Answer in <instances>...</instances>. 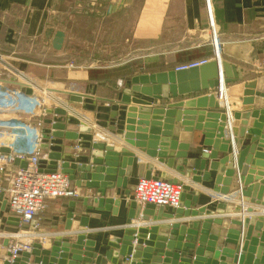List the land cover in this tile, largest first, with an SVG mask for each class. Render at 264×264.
<instances>
[{
	"label": "crops",
	"instance_id": "crops-1",
	"mask_svg": "<svg viewBox=\"0 0 264 264\" xmlns=\"http://www.w3.org/2000/svg\"><path fill=\"white\" fill-rule=\"evenodd\" d=\"M67 1L0 0V51L11 53L13 59L32 76L46 78L56 96L68 108L75 110L73 114L63 107L46 111L43 128L46 135L40 159L44 160L42 165L46 169L52 170L51 157L82 161L86 160L94 143L112 144L93 136L89 123H86L90 121L98 126L100 134L110 133L116 139L112 144L114 150L119 151L125 146L130 153H135L127 181L134 187L139 179L136 174L139 163L152 159L122 141L123 125L119 117H115L121 89L134 76L174 70L175 66L186 61L212 56L210 21L221 41L220 58L242 72L243 77L238 82H248L264 75V0H99L101 6H95L94 11L77 8V0H72L70 12L66 7ZM64 23L66 26H62ZM49 29L53 31L46 36ZM56 30L65 34L59 51L54 50L50 43ZM70 57L76 60V67L67 66ZM119 58H125L126 64L120 67L106 65L111 59ZM230 87L231 84H228L224 88L228 92ZM211 92L207 90L198 95ZM222 102L218 98L215 103L222 105ZM122 113L119 110L120 116ZM51 122L64 123L65 127L57 130ZM77 124L83 126L82 130ZM55 131H61V136H54ZM75 132L81 142L78 152L73 150L77 138L66 136ZM49 134L51 139L47 137ZM223 137L230 139L227 126ZM190 139L188 156L197 157L203 149L201 135L193 131ZM14 144L18 149L31 147L27 138H21ZM236 154L237 151L235 159ZM61 163L62 160H58L55 170L60 168ZM154 164L151 174L166 173L172 181H183L192 189L199 190L197 203L190 201V209L201 206L215 209V204L223 201L224 197H237L239 193L220 195L214 192L211 187L216 173L213 171H208L209 180L195 183L190 172L182 175L174 167L168 168L159 162ZM77 191L80 194L76 197H58L47 202L39 223L40 231L50 238L44 244L48 247L53 240L82 233L86 239L95 242L94 253L101 256V263L109 262L104 258V253L111 247L109 238L120 237L127 225L136 228L205 217L176 218L173 209L164 207L162 213L173 215L172 219L162 217L155 222L151 218L148 221L132 219L128 224L129 208L120 189L106 194L120 198L118 209L115 207L116 213L94 207L85 209L80 201L94 192L90 188H77ZM130 191L132 195L133 191ZM5 205L4 199L0 206V225L12 228L14 225L8 220ZM243 205L254 210L260 207L249 202ZM252 214H258L260 220L264 219V207ZM225 215L229 214L224 212L222 217ZM83 216H87L88 226L79 224ZM230 216L235 217V213ZM121 263L119 259L116 264Z\"/></svg>",
	"mask_w": 264,
	"mask_h": 264
},
{
	"label": "water",
	"instance_id": "water-1",
	"mask_svg": "<svg viewBox=\"0 0 264 264\" xmlns=\"http://www.w3.org/2000/svg\"><path fill=\"white\" fill-rule=\"evenodd\" d=\"M52 31L49 29L46 36ZM64 36L62 30L54 31L50 42L54 50L62 48ZM242 77L239 68L217 57L185 70L137 75L123 85L116 102L123 113L121 116L119 110L115 113L123 125L122 141L152 159L139 163L138 177L161 176L171 180L166 173L151 174L154 163L159 162L168 168L174 167L182 175L192 173L191 180L195 183L209 180L208 171H213L216 173L211 187L214 192L239 193L237 197H224L215 204V209L203 206L190 209V201L197 203L199 190L184 184L179 207L173 209V215L205 217L136 228L127 225L120 237L109 238L111 247L104 253L107 261L113 264L119 259L121 264H264V219L252 214L264 207V75L238 82ZM228 84H231L227 92L229 117L225 105L215 103ZM207 90L212 92L198 95ZM53 123L57 130L65 127L64 123ZM226 126L230 139L223 137ZM193 131L200 133L203 145L197 157L188 156ZM61 134L55 131L54 136ZM66 136L77 138L76 132ZM134 158L135 153H130L125 146L116 151L106 142L94 143L86 160L71 162L51 157V169L55 170L58 160H62L61 169L69 176L71 188L93 190V195L80 201L82 207L116 213L120 198L106 194L120 189L126 198L130 196L133 185L127 181ZM3 201L4 194L0 192V206ZM125 202L129 208L128 224L132 219L148 221L151 218L155 222L162 217H174L163 214V207L151 204L141 207L127 199ZM244 202L260 207L254 210L245 207ZM224 212L229 215L222 217ZM232 213L235 217L230 216ZM8 220L13 225L17 222L13 217ZM86 221L87 216H83L79 224L88 226ZM50 243L47 247L34 242L31 252L22 253L14 264H27L28 256L31 264H101V256L94 253L95 242L82 233Z\"/></svg>",
	"mask_w": 264,
	"mask_h": 264
},
{
	"label": "built area",
	"instance_id": "built-area-1",
	"mask_svg": "<svg viewBox=\"0 0 264 264\" xmlns=\"http://www.w3.org/2000/svg\"><path fill=\"white\" fill-rule=\"evenodd\" d=\"M75 6L94 11V7L101 4L98 0H77ZM209 29L212 56L186 61L175 66L174 70L198 67L220 58L221 41L211 21ZM126 61L125 58L111 59L106 65L120 67L126 64ZM66 64L68 67L77 66L73 57H70ZM56 95L46 78L32 76L13 59L11 53L0 51V192L6 199L5 209L8 216L16 218L17 221L12 228L0 225V264H14L22 253L31 252L34 242L46 244L50 239L39 227L48 201L58 197L73 198L80 194L75 186L71 188L69 176L62 172L61 166L56 170L46 169L40 160L42 142L46 135L43 128L47 109L63 107L70 114L75 111L68 108ZM219 99H222V105H225L229 117L226 95L221 94ZM86 123H89L88 127L96 139L101 138L114 144L116 139L114 140L110 133L100 134L94 122ZM77 125L79 130H82L83 126ZM47 137L52 138L50 134ZM21 138L29 139L30 149L15 147L14 143ZM78 138L73 145L74 152L81 150ZM5 147L7 149L3 150ZM22 162L25 165L21 166ZM8 166H11L10 170H7ZM183 185V181H171L161 176H142L135 183L133 194L126 199L139 206L151 204L155 207L174 209L179 207ZM31 262V256H28L26 263ZM101 264L113 263L109 261Z\"/></svg>",
	"mask_w": 264,
	"mask_h": 264
},
{
	"label": "rangeland",
	"instance_id": "rangeland-1",
	"mask_svg": "<svg viewBox=\"0 0 264 264\" xmlns=\"http://www.w3.org/2000/svg\"><path fill=\"white\" fill-rule=\"evenodd\" d=\"M67 1V0H66ZM99 1V0H98ZM68 2V1H67ZM71 2H72V0H71ZM71 2L69 3H67V5H66V7H68L67 9L69 10V12H70V10L72 9V7H73V5L71 4ZM100 2V1H99ZM69 16V15H68ZM69 20H70V18H68L67 19V23L69 24ZM62 26H66V23H64V24H62Z\"/></svg>",
	"mask_w": 264,
	"mask_h": 264
},
{
	"label": "bare ground",
	"instance_id": "bare-ground-1",
	"mask_svg": "<svg viewBox=\"0 0 264 264\" xmlns=\"http://www.w3.org/2000/svg\"><path fill=\"white\" fill-rule=\"evenodd\" d=\"M221 94H224L227 97V91L225 88L221 90ZM222 99H223V97H222ZM5 203H6V199H5ZM4 244H6V241H4Z\"/></svg>",
	"mask_w": 264,
	"mask_h": 264
}]
</instances>
